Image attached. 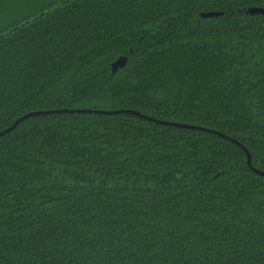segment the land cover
<instances>
[{
    "label": "trees",
    "instance_id": "16d2710c",
    "mask_svg": "<svg viewBox=\"0 0 264 264\" xmlns=\"http://www.w3.org/2000/svg\"><path fill=\"white\" fill-rule=\"evenodd\" d=\"M253 6L264 0H0V131L32 110L134 108L224 132L264 170ZM0 264H264V175L214 132L31 116L0 136Z\"/></svg>",
    "mask_w": 264,
    "mask_h": 264
},
{
    "label": "water",
    "instance_id": "95a60500",
    "mask_svg": "<svg viewBox=\"0 0 264 264\" xmlns=\"http://www.w3.org/2000/svg\"><path fill=\"white\" fill-rule=\"evenodd\" d=\"M251 13H264V7H259V6H253L250 7L249 10ZM223 12L213 10V11H206V12H201V15L204 17H214L222 14ZM128 62V56L127 55H120L117 59L112 61L111 63V68H112V73H115L119 68L124 67ZM62 113V112H95V113H103V114H113V113H132L136 114L140 117L146 118L148 120L155 121L157 123H162V124H167V125H173L177 127H182V128H193V129H199V130H205V131H210L219 134L220 136H223L232 142L240 145L244 151L247 154V163L250 166L252 170L257 172L260 175H264V170L257 168L253 165L252 163V154L249 151V149L241 143L239 140H237L234 137H231L224 132L215 130L213 128H209L203 125H198V124H191V123H186V122H179V121H174V120H166V119H161V118H156L150 115H147L140 110L134 109V108H119V109H103V108H54V109H39V110H32L29 111L19 118H17L10 126L6 127L5 129L0 131V136L10 132L14 128L17 127V125L23 121L26 118H29L34 115H41V114H49V113Z\"/></svg>",
    "mask_w": 264,
    "mask_h": 264
}]
</instances>
